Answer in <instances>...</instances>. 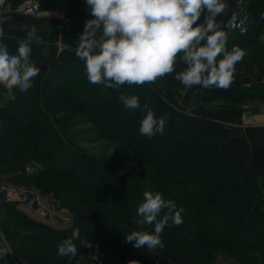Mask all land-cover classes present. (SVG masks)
<instances>
[{
    "label": "trees",
    "instance_id": "1",
    "mask_svg": "<svg viewBox=\"0 0 264 264\" xmlns=\"http://www.w3.org/2000/svg\"><path fill=\"white\" fill-rule=\"evenodd\" d=\"M19 1H5L3 5H0V9L4 8L5 4L16 7ZM63 3H60V0H53L50 3L41 2L42 6L46 5L49 8L62 5L70 12L78 10L84 4L81 0H68ZM247 10L252 17L251 26L243 36L236 34L232 45L239 47L241 50L245 44L251 41L249 39L250 32L258 26L264 29V21L261 19V14L264 13V0H251ZM203 15L204 13H202L201 22ZM220 28L221 26L219 30ZM228 45L229 42L226 47ZM9 53L15 54L12 51H9ZM179 55L173 73L181 72L185 68V65L179 60ZM75 71H78L83 77L82 82L85 80L89 83L84 62L80 59L53 66L49 82L43 87L44 100L46 101L49 98L53 101L51 103H54L57 100L59 101L60 94L63 95L64 99L67 96L71 99L73 91L79 90L81 92L72 98H75L72 101L74 104L79 103L87 112L92 110L98 114L103 113L107 118L111 114H119L122 111L120 115L124 120L127 116V108L118 99V96L121 94L126 96L135 95L139 98L140 108L145 111V114L147 109L144 106L147 105L154 112L156 118L162 117L166 120L164 131L167 129V132L157 134L152 138L143 135L138 136L139 127L135 125V121L131 124V128H127L129 131L123 135L106 128L104 132L112 133L115 137L120 135L121 143L128 150H133L134 147L137 148L136 157L134 156V159L130 161V165H133L132 170L126 169L125 174L113 173L108 175V172L102 166L95 164L91 166L88 164L87 159L77 157L76 148L65 145L56 127L58 120L52 119L47 113L50 112L49 110L54 113V106L52 104L51 106L48 102L45 106L43 102L41 103L37 99L33 89L35 83H33L32 89L30 88L23 93L18 89L10 90L6 88L9 96L6 98L4 118L10 120L11 123L0 129V169L6 167L10 162L15 163L16 169L13 171L18 172V178L13 183L32 184L49 191L54 190L57 199L60 198L64 205L70 204L72 209L75 208L74 203L83 200L84 197L80 198V196L86 193L91 199L105 202L107 210L115 218L121 219L128 227L135 228L133 231L143 228L148 232L154 231L155 223L148 227H141L136 223L130 224L129 218L131 215L128 213V208L136 211L143 202L145 191L159 192L164 199L175 202L177 210L181 211L182 220L185 216L190 215L188 216L189 219L185 218L188 226L183 223L176 226L169 221L168 225L164 227V229L170 228L171 232L176 233L173 235H178L177 238L171 239L176 242L174 245L185 249L186 254L194 252L196 246L187 227L193 228V224H199L197 227L206 232L201 238L203 241L199 243L201 251L208 252L212 249V243L205 244L208 237H210L216 239L218 246L222 247L224 245L237 248L238 251L253 252L257 257V262L264 264V204H257L252 210H248L239 201V198L244 197H251V199L256 197L264 200V189L262 190L259 184L250 176L239 174L238 167L240 164H231L224 158L221 154L223 144L210 132L208 125L211 123L206 118L176 122L166 118L165 113H162L156 105L145 97L144 85H125L119 91L103 85H96L99 88H94L101 90L98 93L89 94L87 90H90V87L86 86L85 82L77 85L75 89L65 85L64 82L61 83L62 79L67 76L66 73H75ZM10 96L15 98L11 99ZM62 102L64 108H73L72 102H66L65 100ZM107 120L101 121V124L105 126ZM93 121H95V118H93ZM29 132L34 133V136L25 135ZM152 155H159L160 159L152 163L150 161ZM31 160L41 162V169L32 176L26 174V167ZM49 160L52 161V164ZM47 162L49 166H47ZM163 167L166 169L162 170ZM143 168L151 170L156 175L155 177L163 180L164 185L155 186L154 189L149 188L144 180L146 177L145 171L141 172L142 174H134L135 171L139 172ZM85 171H89L90 174L85 175ZM64 177L69 179L70 186L75 187L79 183L85 192L79 191L75 195L72 189H69L71 190L69 195L62 198V191L66 188L64 187ZM63 180L64 182H60ZM170 186L175 189L168 190ZM175 190L178 192L175 193ZM122 205H124L126 211L125 209L122 210L118 213L119 216L117 212H119L120 206L122 208ZM103 214L94 206L88 210L77 211L73 213L75 224L64 230L50 229L43 225L29 223L31 222L29 221V229L32 228V235L21 239L23 246L25 243V245L34 246L45 253L30 257V263L73 264L80 262L84 255L98 253L95 259L92 258L93 256L88 257L82 264H111L113 260L112 249L105 246L121 240L124 233L116 226L104 223L102 221ZM162 216L163 213L157 217V222L162 219ZM33 226L38 227L42 232L35 231ZM215 226L218 228H215ZM244 228H247L250 233L242 232ZM76 229L79 230V239L74 240L73 243L78 249V254L70 261L69 257L58 255L57 250L58 245L64 239L71 237ZM81 240L88 241L90 246L86 247L81 244ZM253 243H255L254 247L252 246ZM28 249L24 247L21 253H24V251L27 253ZM130 259H132L131 255ZM191 261L194 260L190 258L186 264H190ZM206 261V255H203L201 262L207 264Z\"/></svg>",
    "mask_w": 264,
    "mask_h": 264
},
{
    "label": "clouds",
    "instance_id": "2",
    "mask_svg": "<svg viewBox=\"0 0 264 264\" xmlns=\"http://www.w3.org/2000/svg\"><path fill=\"white\" fill-rule=\"evenodd\" d=\"M93 18L85 21L79 35L76 56L84 62L89 83L119 91L125 85L154 83L174 71L179 60L185 65L177 78L186 88L200 86L228 89L233 83L235 65L246 53L233 46L226 48L225 33L219 30L216 18L225 10L222 0H85ZM5 0H0L3 5ZM203 20L201 22V17ZM264 19V13L261 14ZM99 33V35H98ZM4 37L0 27V41ZM261 40H264L262 35ZM41 38L32 25L25 38L18 40L17 54H10L8 46L0 42V85L7 89L27 92L33 87L40 69L30 60L31 45ZM222 55L219 61L217 57ZM14 99V96H10ZM122 104L134 110L140 107L135 95H119ZM147 109L141 119L139 133L148 138L163 134L166 120L156 118ZM137 215L140 225L153 224V232L141 228L126 234V243L149 252L163 248L162 232L168 222L179 226L183 220L174 201L166 200L159 192L145 191ZM163 213L162 219L157 217ZM79 230L64 239L57 254L69 257L78 254L73 243ZM86 247L90 243L81 240ZM95 258V257H92Z\"/></svg>",
    "mask_w": 264,
    "mask_h": 264
},
{
    "label": "crops",
    "instance_id": "3",
    "mask_svg": "<svg viewBox=\"0 0 264 264\" xmlns=\"http://www.w3.org/2000/svg\"><path fill=\"white\" fill-rule=\"evenodd\" d=\"M234 1L222 0L225 10L216 18L218 24L223 17H226ZM91 18L93 17L88 6L73 11L67 21L16 15L8 20H0V27L4 31V37L0 42L6 44L9 51L17 54L18 40L26 37L32 25L36 26L37 35L41 39L32 43L30 60L40 69L39 74L34 78V83L36 87L40 85L43 88L49 82V73L53 66L79 59L76 56L77 40L83 33L85 21ZM262 35L264 29L260 26L250 32L251 41L242 48L246 55L235 65L233 83L226 90L215 86L186 88L177 78L179 72L166 74L158 78L156 83L162 85L169 96L173 97L172 99L184 103L183 106L199 108L197 110L200 114L214 121L218 126L212 131L226 144L225 150L222 151L226 160L232 164L242 163L243 167H246L243 174L263 184L264 40L260 38ZM234 38L236 34L230 33L229 45L226 47L229 51L233 47ZM7 96H9L8 90L0 85V129L11 123L4 118ZM43 96V92L40 97L36 95L38 100ZM38 170V162H31L26 167V174L32 176ZM17 178V171L0 170V185L13 183ZM26 186H28L26 189L37 199V207L7 203L0 195V247L7 248L6 257L0 264H31L30 257L39 253L45 254L34 246L25 243L23 246L21 239L32 235L29 221L54 230H64L74 224L72 217L68 216L66 209L58 201L54 190L49 191L38 186L34 188L32 184ZM34 229L41 230L38 227ZM24 247L29 248V254L26 253L23 258L21 251Z\"/></svg>",
    "mask_w": 264,
    "mask_h": 264
},
{
    "label": "rangeland",
    "instance_id": "4",
    "mask_svg": "<svg viewBox=\"0 0 264 264\" xmlns=\"http://www.w3.org/2000/svg\"><path fill=\"white\" fill-rule=\"evenodd\" d=\"M5 1H8V0H5ZM11 1H15V0H10V2ZM22 1H24V0H20L19 2H22ZM44 1L46 3L53 2V0H37V3L39 4V9L42 12L49 11V10H52L55 12L60 11L63 13L64 17H66V21L68 18L70 19V14L73 12L68 11L62 5H59V7H53V8H49L46 5L42 6L41 2L44 3ZM67 1L68 0H65V1L60 0V3L67 2ZM19 2H18V4H19ZM81 2H83L84 4L79 9H82L83 7H87L85 0H81ZM73 11H77V10H73ZM18 16H22V15H18ZM22 17H25V16H22ZM224 18L225 17H223L221 19V21H223ZM40 19H43V18H40ZM230 51H231V49H230ZM222 58H223V56L220 55L217 57V60L219 61ZM174 66H176V64H174ZM50 73H51V71H50ZM66 74H67V76L65 77V79H62L64 77L61 78L63 80L61 83L64 82L65 85H67L71 88L75 89V87L77 85H81V83L84 84V82H85V80H84V82H82L83 77L81 76L80 73H78V71H75V73L71 72V73H66ZM85 84H86V86L90 87V90L89 89L87 90V93H89V94L90 93H98L101 90V89H95L98 86H96L94 84H91L88 82H85ZM33 86H34V84H33ZM144 86H145V97L148 100H150L153 104L155 102L158 109L160 111H162V113H165L166 118H169L175 122L181 121V120L192 121L195 118H206L211 123L210 125H208L211 134H213L212 130L218 126L214 121L205 117L202 113L200 114V112L197 110L199 108L195 109L194 106H190V107H188L186 105L183 106L184 103L180 102L179 100L177 101V100L172 99L173 97L171 98V96H169V93L166 92L164 87L162 85H159L158 82L157 83L156 82L146 83V84H144ZM31 89H32V87H31ZM33 89H34L35 95H37L38 97L41 96L42 92L44 93V89L41 88L40 85H39V87L38 86L36 87V85H35ZM80 92H79V90L73 91V93H72L73 97H74V95L77 96ZM61 95L62 94L59 95V101L57 100L54 103H51L53 101L49 98H48L49 100L47 99L45 101L44 100L45 97L39 98V101L41 103L43 102V104L45 106H46L47 102L50 103V105L52 104L54 106V113H52L51 110H49L50 112H47V113L52 119L58 120L56 122V127H57L58 131L60 132V134L64 140L65 145L70 146L72 148H76L77 153H78L77 157L79 159H83V158L87 159L89 161V162L87 161L88 164H90L91 166L93 164H95L97 166H99V165L102 166L105 169V171L108 172V175H112L113 173L125 174L127 172L126 169L132 170L133 165L132 164L130 165V161L132 159H134V156L136 157L137 148L134 147L133 150H128V148L126 146H124L123 143H121L122 141H121L120 135L115 137L112 135V133L104 132V130H106V128H107L113 132H118L121 135H123L127 131H129L128 129L131 128V124H133V121H135L134 123L136 126H138V127L140 126L141 119L146 115L145 111L143 109H141L140 107L137 109H134V110H130L127 108V110H126L127 116L125 117L124 120H123L122 116L120 115L122 111L119 112V114H111L107 118L103 113L98 114L97 112H94L92 110L87 112L81 105H79V103L74 104V102H72L75 98L72 99L73 98L72 97L71 98L72 100H71L70 97L67 96L64 99L63 95L62 96ZM80 99H83V98H80ZM63 100H65L66 102H72L71 105L73 108L72 109L64 108L62 106ZM45 108H47V107H45ZM46 110L48 111V109H46ZM93 118H95V121H93ZM105 119H108V120L105 123V126H103L101 124V121H105ZM137 132H138V136H141V134L139 133V129ZM164 132H167V129ZM27 134L29 136H32V137L34 136V133H32V132L25 133L26 136H27ZM214 136L219 140L220 143L223 144L222 149H221V154H222V151L225 150V148H226V144L220 139V137H218L216 135H214ZM152 156L153 157L150 159V161L152 163L154 161H157L158 159H160L159 155H157V156L152 155ZM166 156L168 157V155H166ZM173 157H175V156H173ZM36 161L38 162L39 170H40L41 169L40 168L41 162H39V160H31V162H34V163ZM49 161L52 164V161L51 160H49ZM46 164H47V166H49L48 162ZM237 164H240L238 167L239 168V170H238L239 174L244 175L243 172H245L246 167H243L242 163H237ZM123 168H125V169H123ZM6 169H10V170L16 169L15 163L13 164V162H10L9 164H7L6 167L1 168L0 170H6ZM165 169L166 168H164V167L162 168V170H165ZM144 171H145V175H146V177L144 178L145 184L147 183L149 188L151 187L152 189H154L155 186L160 187L161 185H164V183L162 182L163 180H160L157 177H155L156 175L151 170H148L146 168L141 169V171L139 170V172L135 171L134 174H142L141 172H144ZM84 173H85V175L90 174L89 171L88 172L85 171ZM17 174H18V172H17ZM86 179H88V178H86ZM64 180H65L64 187H66V188L62 191L63 192L62 198H65L69 195V193L71 191L69 189H72V191L75 195L78 194L76 192H79V191L80 192L82 191L83 193L85 192L84 190H82L83 188L79 185V183L76 184L74 187V186L69 185V179L67 177H64ZM64 180L60 181V182H64ZM254 181H256L259 184V186L262 188V190L264 189L263 188L264 183L262 184L260 181L255 180V179H254ZM10 184L18 186L20 188H22V187L27 188L28 187L26 185L24 186V184L22 185L19 183H16V184L10 183ZM36 186H34V188H36ZM69 186L73 187V188H70ZM174 189L175 188L172 186L168 187V190L172 191ZM175 191H176L175 193L178 192L177 190H175ZM97 193L103 194L104 192H97ZM82 197H84L85 199ZM80 198H82L83 200L79 201V203H77V202L74 203L75 204L74 209H72L70 204L64 205V203L61 202L60 198H58V201L61 203V205L63 203L62 207L64 209H66V213L68 214V216L70 215L72 217L74 224H75V220H74L73 213H76L77 211L88 210L94 206L96 209L102 211V214L104 213L103 214L104 216L102 218V221L104 223H106L107 225L111 224L113 226H116V228L120 229L124 233L121 240L115 241V243H113V244L109 243L105 246L107 248L110 247L112 249L113 260H112L111 264H186L187 260H189L190 258L192 260H194L193 262L191 261L190 264H203L201 262L203 255H206L207 264H259V262H257V260H256L257 257L254 255L253 252L250 253V252L238 251L237 248H230V247H226L224 245H222V247L218 246L216 239H213L210 237H208L205 244L208 245V244L212 243L211 244L212 249L208 252H205L203 250L201 251L199 249V245H200L199 243L203 241V240H201V238H203L202 236H204V234L206 232H204L203 230H201L197 227V226H199V224H193L192 225L193 228L187 227L190 230L191 239L193 240L194 244L196 245L194 247V252H192V253L188 252L186 254L185 249H183L182 247L179 248V246L174 245V244H176V242L173 241L172 239H175V237L177 238L178 235H173L176 233L171 232L170 228L163 229V232H162V240H163V244H164L163 248H157L155 251H151V252H149L146 248H139V249L135 248L133 246V243H126L125 242L126 241V234L131 233L133 231V229H135V228L128 227L121 219L115 218L109 212V210H107V206H106L105 202L100 201V200H96L94 198L91 199L86 193L81 195ZM239 201L248 210H252L253 207L257 204L258 205L264 204V200L258 199L256 197H253L252 199H251V197L239 198ZM110 205H111V203H110ZM120 207H119V212H117V214L122 212V210H124V209L126 211V208L124 207V205H122V208H120ZM136 211H133L132 208H128V213L131 215V217L129 218L130 224L136 223V224H138V226H141V227L142 226H144V227L151 226V224L140 225L138 223V221L140 219H142V217H140L138 215L135 216V214H137ZM118 215L120 216V214H118ZM188 216H190V215L185 216L183 219V222H182L185 226H188V225H186V224H188V223H186L187 220L185 221V218H188ZM247 226H248V224H247ZM216 227L217 226H215V228ZM243 231L250 233L249 230H247V228H244L242 230V232ZM254 238H255V236H254ZM256 239H257V237H256ZM255 242L258 243L257 241H255ZM254 245H255V243L252 244L253 247H254ZM128 249H130V251H128ZM127 251H128V256L126 255ZM28 252H27V255L29 254ZM24 255H26V251H24V253H21V256L23 258H24ZM130 255L132 256V259H130ZM92 256L96 258L98 256V253L92 254V255H86V256L84 255L82 257L83 259L80 262H76L73 264H82L86 258L92 257ZM7 257H9V256H7Z\"/></svg>",
    "mask_w": 264,
    "mask_h": 264
},
{
    "label": "built area",
    "instance_id": "5",
    "mask_svg": "<svg viewBox=\"0 0 264 264\" xmlns=\"http://www.w3.org/2000/svg\"><path fill=\"white\" fill-rule=\"evenodd\" d=\"M251 0H235L232 7L229 8L228 14L223 21L220 22V30L225 33L226 45L228 43V36L230 33H235L239 36H243L249 30L252 23V17L247 10V6ZM16 15H22L29 18H50L57 21H65L62 12H55L52 10L42 12L39 9L37 0H24L20 2L16 7L11 5L5 6L0 9V20L11 19ZM264 82V78L262 79ZM0 195L3 196L5 202H13L19 205L28 207H37L38 202L34 198L33 194L26 188L18 187L13 184L7 183L0 185ZM7 254V248L0 247V262L4 261Z\"/></svg>",
    "mask_w": 264,
    "mask_h": 264
}]
</instances>
